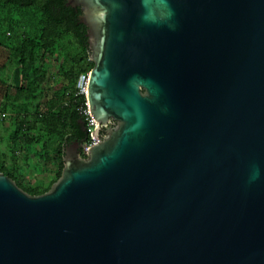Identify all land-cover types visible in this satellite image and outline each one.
Listing matches in <instances>:
<instances>
[{
	"label": "water",
	"instance_id": "obj_1",
	"mask_svg": "<svg viewBox=\"0 0 264 264\" xmlns=\"http://www.w3.org/2000/svg\"><path fill=\"white\" fill-rule=\"evenodd\" d=\"M87 109L31 195L0 172V264H264V0H66Z\"/></svg>",
	"mask_w": 264,
	"mask_h": 264
},
{
	"label": "trees",
	"instance_id": "obj_2",
	"mask_svg": "<svg viewBox=\"0 0 264 264\" xmlns=\"http://www.w3.org/2000/svg\"><path fill=\"white\" fill-rule=\"evenodd\" d=\"M80 14L66 0H0V49L6 53L0 72L12 66L18 77L12 84L0 76V122L11 126L0 146L14 163L7 164L0 150V172L31 195L46 192L60 177L64 147L89 136L81 112L85 99L75 92L78 76L93 66ZM19 155L25 163L33 157L56 161L53 178L25 186Z\"/></svg>",
	"mask_w": 264,
	"mask_h": 264
},
{
	"label": "rangeland",
	"instance_id": "obj_3",
	"mask_svg": "<svg viewBox=\"0 0 264 264\" xmlns=\"http://www.w3.org/2000/svg\"><path fill=\"white\" fill-rule=\"evenodd\" d=\"M6 53L2 50H0V63H6ZM1 65V64H0ZM56 65H52V70L54 69ZM6 75L7 79L12 80V84H17L18 83V77L15 78V72L12 69V66L4 69V71H1ZM10 76H9V75ZM9 81V80H8ZM10 82V81H9ZM11 131V126L8 120L6 121H1L0 122V136L4 138H8L9 133ZM35 146V145H34ZM36 147V146H35ZM0 150L2 152L3 159L6 161L7 164L14 165L13 161L11 160V156L7 154L8 150L5 147V144L2 143L0 146ZM20 156V155H19ZM17 164H18V170L21 171L22 175V181L24 182V185H37V184H47L54 176V172L57 167L56 161L51 159L48 163H42L41 160H39L37 157L31 158L28 162H24L22 160V157L17 158Z\"/></svg>",
	"mask_w": 264,
	"mask_h": 264
},
{
	"label": "built area",
	"instance_id": "obj_4",
	"mask_svg": "<svg viewBox=\"0 0 264 264\" xmlns=\"http://www.w3.org/2000/svg\"><path fill=\"white\" fill-rule=\"evenodd\" d=\"M87 75L86 74H80L76 80L75 84V92L77 95H82L85 99L86 91H87ZM86 105V100H85ZM82 114L85 116L86 120V126L88 129V139L85 142V151L88 154L89 148L98 143L104 136V133L102 131H97L98 129V123L91 117L89 114V111L87 109V105L85 109L81 110Z\"/></svg>",
	"mask_w": 264,
	"mask_h": 264
},
{
	"label": "crops",
	"instance_id": "obj_5",
	"mask_svg": "<svg viewBox=\"0 0 264 264\" xmlns=\"http://www.w3.org/2000/svg\"><path fill=\"white\" fill-rule=\"evenodd\" d=\"M0 50H1V49H0ZM5 58H6V57H5ZM0 64L2 65L3 63H0ZM2 71H4V70H2ZM0 73H2V72H0ZM8 75H9V74H8ZM0 76H1L3 79H6V78H7V76H6V75L4 76V74H3V75L0 74ZM9 76H10V75H9ZM8 80L12 82L11 79H7L6 82H9Z\"/></svg>",
	"mask_w": 264,
	"mask_h": 264
},
{
	"label": "flooded vegetation",
	"instance_id": "obj_6",
	"mask_svg": "<svg viewBox=\"0 0 264 264\" xmlns=\"http://www.w3.org/2000/svg\"><path fill=\"white\" fill-rule=\"evenodd\" d=\"M78 148H79V144H78Z\"/></svg>",
	"mask_w": 264,
	"mask_h": 264
}]
</instances>
